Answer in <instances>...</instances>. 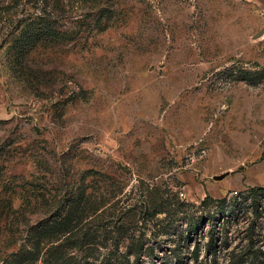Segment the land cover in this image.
<instances>
[{
	"label": "rangeland",
	"instance_id": "obj_1",
	"mask_svg": "<svg viewBox=\"0 0 264 264\" xmlns=\"http://www.w3.org/2000/svg\"><path fill=\"white\" fill-rule=\"evenodd\" d=\"M263 26L264 0H0V264H264V79L232 76Z\"/></svg>",
	"mask_w": 264,
	"mask_h": 264
},
{
	"label": "trees",
	"instance_id": "obj_2",
	"mask_svg": "<svg viewBox=\"0 0 264 264\" xmlns=\"http://www.w3.org/2000/svg\"><path fill=\"white\" fill-rule=\"evenodd\" d=\"M47 26H32L27 25L23 33L20 35L22 40L32 41V45H35L42 39L44 31L47 29ZM32 39V40H31ZM32 47V46H31ZM261 70H252L249 68L242 67L238 70V74H233L234 80H246L250 82H260L264 79V66L261 67ZM85 195V194H84ZM82 195L81 198H76L72 200L69 208L58 217L47 221L46 229L43 230V234L40 235V238L37 240V243H40L42 239H59L60 237L71 234L75 227L85 218V208L82 207V203L89 201L88 196ZM83 197V198H82ZM84 199V201H83ZM85 205V204H84ZM39 235V234H38ZM215 239L214 234H212L211 241ZM14 264H38L37 262L40 259V255L37 252L24 251L23 248H20L16 253H14ZM12 262H10L11 264ZM3 264H8L3 263Z\"/></svg>",
	"mask_w": 264,
	"mask_h": 264
},
{
	"label": "water",
	"instance_id": "obj_3",
	"mask_svg": "<svg viewBox=\"0 0 264 264\" xmlns=\"http://www.w3.org/2000/svg\"><path fill=\"white\" fill-rule=\"evenodd\" d=\"M264 33V26H263V28L256 34V36H260V35H262ZM226 174L224 173V174H219V175H216L215 176V178H217V179H221V178H223L224 176H225Z\"/></svg>",
	"mask_w": 264,
	"mask_h": 264
}]
</instances>
